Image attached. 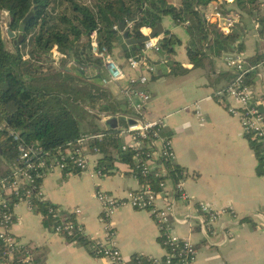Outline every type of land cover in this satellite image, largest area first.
<instances>
[{"label": "crops", "instance_id": "1", "mask_svg": "<svg viewBox=\"0 0 264 264\" xmlns=\"http://www.w3.org/2000/svg\"><path fill=\"white\" fill-rule=\"evenodd\" d=\"M180 1L171 0L170 3L179 5ZM260 2L264 14V0ZM221 3L224 2L221 0ZM213 6L204 9L205 14H210ZM226 8L233 10L229 15L236 21L233 35L238 34L239 41L245 46L241 54L246 59L264 57V37L260 35L257 14L235 8L234 0ZM161 26L163 33L156 38L162 40L170 34L180 43L175 45V54L151 52L148 55L150 63L156 67V74L146 86L152 99L145 108V117L164 119V134L172 139L176 165L186 174L184 189L193 200L192 204L183 202L170 191L172 194L168 201L174 204L171 215L173 230L182 239L194 243L198 252L196 264H264V170L260 163V148L258 145L256 153L251 147L240 119L229 112V100L220 96L236 80L234 71L226 67L223 57L238 52L217 55L209 51L199 66H195L187 53V26L177 24L170 17L164 18ZM142 32L148 36L154 29L143 28ZM124 53L119 42L112 54L127 78L141 74L143 70L138 72L128 67ZM86 68L84 80L90 82L97 78L95 84L109 98L125 102L115 114L86 107L96 115L97 121L91 124L93 131L86 134L104 132L112 120L116 123L115 130L125 126L126 118L134 113L122 95L128 80L104 86L101 79L108 74L101 62ZM250 85L254 87L255 100L264 114V64L253 69ZM9 164L11 162L0 158V180L9 175ZM104 175L103 178H92L90 171L55 172L41 181L43 201L61 206L66 218L82 223L86 230L84 241L75 243L55 235L52 220L43 218L39 209L31 212L25 204L14 209L11 231L31 247L36 264H111L108 259L91 253L93 242L107 241L101 221V205L92 197L94 189L99 186L107 194L123 198L128 192L139 190L144 182L137 180L124 162L116 161ZM171 189L173 182L169 183ZM199 202L225 211L216 233L210 238L203 234L195 220L198 210L194 207ZM77 209L81 210L80 214H75ZM186 214H192L193 219L183 225L179 220ZM112 223L115 241L128 263L134 264L138 256L165 257V244L149 212L137 211L126 205L115 213Z\"/></svg>", "mask_w": 264, "mask_h": 264}, {"label": "built area", "instance_id": "2", "mask_svg": "<svg viewBox=\"0 0 264 264\" xmlns=\"http://www.w3.org/2000/svg\"><path fill=\"white\" fill-rule=\"evenodd\" d=\"M222 1L224 3L220 0L214 4L210 14H205L204 9L201 14L208 24L216 26L223 35H233L236 21L222 9V5L226 7L233 0ZM7 17V13L4 12L1 16V27L8 36ZM185 25L188 26L189 22ZM133 27L134 22L129 21L126 30L130 31ZM256 28L258 29L259 26ZM114 30L119 31L118 26H115ZM160 41L159 38L149 39L144 43L140 54L126 59L131 70L138 72L143 70L141 74L128 79L109 49L100 45L98 32L93 31L89 37V53L101 62L108 74L106 78L101 79V84L108 86L128 80V85L122 89V95L134 113L126 118L125 126L116 128L115 137L121 143V153L131 155V162L122 161L120 155L113 152L114 164L116 161L127 163L137 180H147L139 190L130 191L123 198L107 194L99 186L94 189L92 197L101 205V221L107 241L91 242V253L98 258L108 259L111 264H130L123 257L115 241L116 232L112 223L115 213L126 205L134 210L151 214L166 249V255L163 258L138 256L134 264H196L198 252L194 243L182 239L173 230L171 215L174 204L168 201L169 195L173 192L181 201L193 202L184 189L186 174L180 169L181 172L174 173L178 178L177 182L173 179L172 172L177 170V155L172 139L164 134L166 128L164 119L145 117V108L152 99L146 86L156 74V67L150 63L148 55L151 52L155 54L161 52ZM50 57L54 66L57 67L61 59H68L67 65L60 68L61 70L75 71L82 74V77L87 74L85 65L78 63L72 56L62 54L57 46L51 50ZM223 59L226 67L234 71L236 80L220 96L229 100V112L240 119L245 136H251L257 141L260 148V163L264 170V114L255 100L254 87L246 83L249 63L241 53L227 54ZM3 129L16 142V156L9 164V175L0 180V264H36L31 247L22 243L11 231L15 220L14 209L20 204H25L29 211H37L38 206L35 200L44 198L41 181L52 173L73 174L90 171L92 178H103L105 173L99 164L104 156L95 144L96 141L100 143L105 135L103 133L84 134L71 147L48 153L40 144L22 142L19 132L5 126L0 127V130ZM152 180L157 181L156 185ZM170 182H173L171 190H169ZM161 200L164 203H160ZM194 208L198 210L195 218L197 224L202 228L203 234L210 238L216 233L217 225L225 211H218L205 202H199ZM74 212L80 214L81 210L77 209ZM64 213L61 206L51 204L47 213L41 214L43 218L52 220V231L55 235L75 243L86 240L83 224L66 218ZM192 217V214H186L179 223L189 224Z\"/></svg>", "mask_w": 264, "mask_h": 264}, {"label": "trees", "instance_id": "3", "mask_svg": "<svg viewBox=\"0 0 264 264\" xmlns=\"http://www.w3.org/2000/svg\"><path fill=\"white\" fill-rule=\"evenodd\" d=\"M68 5L70 12L56 14V0H0V127L5 126L19 132L24 143L40 144L45 152L54 153L71 147L82 135L84 130L82 115L87 113L96 120V115L86 110V107L97 109L101 113L115 114L125 102L109 98L108 94L97 86V78L90 82L82 78V74L74 71L56 70L49 65L51 50L57 46L62 54L74 57L82 65L100 64L98 59L89 53V37L93 31L98 32L100 45L106 46L112 53L122 39V34L114 30L121 24L134 22L129 31L130 38H144L143 28H156L163 19L170 17L179 25L187 26L189 41L187 53L190 61L199 66L202 58L208 52L220 55L222 52L236 51L243 53L245 46L239 41V35H223L214 25L208 24L201 9H206L220 0H181L179 5H173L170 0H61ZM235 8L257 14L260 24V35L264 37V14L260 0H234ZM227 14H233L232 9L222 5ZM6 12L9 18L8 28L18 33L24 19L34 13L31 21L25 25L23 41L15 46L16 51L7 49L1 16ZM160 55L175 54V45L180 40L174 35H166L161 41ZM144 45L132 46L124 53L126 59L140 54ZM29 49V59H24V52ZM249 73L246 80L250 84L253 69L264 64L263 56L248 58ZM173 65H177L174 63ZM173 67V66H172ZM55 72L51 73V70ZM54 71V70H53ZM64 74V94L49 93L35 85L37 78L28 79L33 75ZM102 101L104 103H102ZM105 137L99 143L96 141L103 159L100 168L104 173L114 165L113 152H117L121 160L131 162V155L122 154L121 143L115 137L117 131L109 122V128L102 132ZM251 147L258 152L257 141L246 136ZM16 142L6 130H0V158L13 162L16 156ZM172 172L173 179L178 178ZM261 170V169H260ZM262 171V170H261ZM260 171V172H261ZM264 172V171H263ZM79 173V172H77ZM262 173V172H261ZM141 179V182H146ZM156 185L157 181L152 180ZM38 209L47 213L50 203L41 199L35 200ZM49 222H46L48 224ZM165 244L163 238H160ZM137 260L134 259L133 263Z\"/></svg>", "mask_w": 264, "mask_h": 264}, {"label": "rangeland", "instance_id": "4", "mask_svg": "<svg viewBox=\"0 0 264 264\" xmlns=\"http://www.w3.org/2000/svg\"><path fill=\"white\" fill-rule=\"evenodd\" d=\"M89 1V0H88ZM171 1V0H170ZM55 6H56V14H64L66 12H70L71 10L70 9H67L68 5L66 4H63L61 2V0H56V3H55ZM7 21V24H8V21H9V18L7 17L6 19ZM3 37H4V41H5V44H6V47L9 51H11L12 53L16 51L15 49V44H14V40L13 39H10L9 36H7L6 32L3 31ZM29 49H27L25 52H24V58L25 60H28L29 59V53H28ZM67 61L68 59H61L60 61V64L59 66H54V62L52 61V58L50 57L49 58V65L52 66V68H55L56 70H61L60 68H62L63 66H66L67 65ZM53 69L51 70V73L52 72H55L56 70ZM64 70V69H62ZM73 71V70H72ZM74 72V71H73ZM50 74H41V78L38 77V75H33V76H30L28 77V79H33V78H37V80L35 81V85L39 88H42L44 89L45 91L49 92V93H59V94H64V78L66 79L67 76H64V74H55L53 73V75ZM93 117L88 115L87 113L83 114L82 115V119L84 120V130L88 133H91L93 130H91V124L92 123H97L96 120L92 119Z\"/></svg>", "mask_w": 264, "mask_h": 264}, {"label": "water", "instance_id": "5", "mask_svg": "<svg viewBox=\"0 0 264 264\" xmlns=\"http://www.w3.org/2000/svg\"><path fill=\"white\" fill-rule=\"evenodd\" d=\"M201 11H203V8L201 9ZM34 13H30L23 21V25L20 28V31L18 33L16 32H12L9 28H8V36L10 39L14 40V44L15 46L18 43H21L24 39L23 37V31H24V27L25 25H27L31 19L33 18ZM119 32L122 34V39L120 40V43L122 45V49L126 52L130 49V47L132 46H136V45H144L145 42H147L149 39L151 38H156L158 34H162V26L161 24H159L156 28H154V32L151 35L145 36L144 38H142L141 40H136V39H132L130 38L129 35V31L126 30V25L125 24H121L120 28H119ZM111 122H115L114 120H112ZM112 123V124H113ZM114 128L116 127V123H114Z\"/></svg>", "mask_w": 264, "mask_h": 264}]
</instances>
